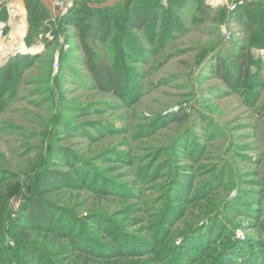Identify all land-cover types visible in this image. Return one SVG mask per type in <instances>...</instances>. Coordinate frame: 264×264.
Listing matches in <instances>:
<instances>
[{"label":"trees","instance_id":"obj_1","mask_svg":"<svg viewBox=\"0 0 264 264\" xmlns=\"http://www.w3.org/2000/svg\"><path fill=\"white\" fill-rule=\"evenodd\" d=\"M23 1L28 20L25 43L28 48L43 44L44 51L35 56L16 55L0 67V111L12 108L16 101L27 109L22 114L9 112L17 115L23 144L19 150L24 159L21 167L14 169L6 156L0 158V264H264V183L249 186L252 181L245 175L250 173L243 166L250 156L234 151L236 145L230 148L227 165L212 171L203 185L193 188L194 199L189 202H201L225 176L238 195L230 202L225 200L224 219L234 227L242 226L243 220L259 233L241 241L219 221L223 213L206 212L184 231L179 245L173 240L170 227L175 215L179 218L185 208L183 200L187 201L175 188L183 185V178H193L182 172L186 167L177 161L190 159V149L198 153L203 148L194 136L196 130L204 132L207 126H203L209 123L201 111L190 114L181 107L159 113L130 131L124 129V133L132 132L135 144L149 143L146 139L161 136L165 130L177 131V138L169 139V146H159L153 159L139 169L130 167L139 163L131 161L119 147L107 146L93 157L86 155L93 150L90 144L97 145L103 137L114 138L117 129L110 121L80 120L114 105L102 101L83 106L79 102L93 96L115 100L124 109L135 106L146 76L140 70L146 56L165 52L171 45L173 48L175 42H170L187 31L182 21L184 11L191 9L195 19L205 17L212 10L206 0H121L100 7H92L97 5L90 0H74V8L53 29L54 39L43 41L39 35L51 29L46 25L50 12L42 0ZM213 21L239 25L249 39L226 49L218 50L222 40L199 48L204 78H217L223 85L204 96L218 100L238 94L248 107H254L263 79L261 64L253 59L252 50L264 48V6L253 8L245 2L234 11L222 9ZM213 26L218 32L215 26L220 25ZM60 34L68 48L60 42ZM190 51L185 48L169 53L161 65ZM56 63L59 72L54 77ZM251 67L258 72L250 74ZM257 111L263 115L264 105ZM43 114L49 118L42 122ZM26 122L32 127L28 129ZM75 138H86L89 149L88 145L81 149L84 151L73 149L70 140ZM126 143L128 148L123 150L131 153V143ZM164 154L167 159L160 161ZM147 158L144 155L142 161ZM107 165L113 167L100 169ZM123 166L133 172V183L123 174L115 175L113 168ZM161 179L166 180L164 184H158ZM148 188L159 191V197L165 196V205L161 224L143 237L135 230L143 224V219L136 217L141 215L137 206ZM84 192L90 197L86 194L83 198ZM15 196H23L24 202L13 218L10 203ZM214 222H220V229L212 238ZM7 237L14 239L15 249L7 244Z\"/></svg>","mask_w":264,"mask_h":264},{"label":"rangeland","instance_id":"obj_2","mask_svg":"<svg viewBox=\"0 0 264 264\" xmlns=\"http://www.w3.org/2000/svg\"><path fill=\"white\" fill-rule=\"evenodd\" d=\"M120 1L121 0H90L89 2L97 5L92 7H100V5H104V3H106L105 5H115ZM211 2L212 1L206 0V4L209 5L212 10L205 17L195 19L194 12L191 9H186V11H184L182 21L186 26L187 31L179 35L177 40L174 39L175 41L172 40V42H170H175L173 48L171 45L165 52H151L146 56L147 61L140 65L141 73L146 76L145 79L141 81L142 94L140 100L135 104V106L124 109L121 104L115 100L103 99L101 97L94 98L93 96L87 97L86 99L83 98L79 102V104L83 106L87 103L102 101L112 102V105H114V108H108L107 110L100 108L97 110L96 114H93L94 116L84 117L80 120V122L83 123L86 121H100L102 123L110 121L115 124L114 126L117 129L116 131L114 130V138L108 139L103 137L98 140L97 145L90 144L93 146V150H88L86 155H88V157H93L96 152L106 148L107 146L119 147L123 151V154H129L131 161L134 160L136 163H139L137 166L131 165L130 167L138 169L142 164L144 165L153 159V154L159 146H169V139L173 140L175 137L177 138V131L170 128V131L165 130L163 132V135H166L164 138L163 135H156L155 138L146 139L149 140V143L141 144V142H139L135 144L133 143L134 139L131 135L132 132L124 133V129L130 131L133 129V126L147 123L152 118H155L159 113H166L168 111L175 112L181 107L190 114L201 111L205 116H207L208 120L206 122H209V125L205 124L203 126H207L206 130L204 132L196 130L194 134V136L197 137L194 139L202 142L198 144L202 145L203 148L198 153H193L190 149L189 153L193 154L190 159L183 158L180 159L181 161H177V163L183 164L184 167H186L182 172L184 174H192L193 178H190L192 176L183 178L180 180L183 182V185L179 188H175V191L178 194L182 193L183 199L185 198L187 200H183L185 208L181 211L179 218L178 215H175V218L173 216L174 224L170 227L171 235L176 245H179L182 242V234L185 230L189 229V225L197 221L206 212L223 213V215L220 216L219 221L227 224V226L234 231L236 239L241 241H244L246 237H249V235H257L259 233L258 231L255 232V227L253 225L251 226L243 220L242 226L237 225L234 227V225L224 219L225 200L230 202L231 199L236 198L238 195V190L232 189L231 186L228 185L229 181L228 178H225V176H221L222 179L218 187L208 191L206 195L201 198V202H189L190 198L192 200L194 199L195 192L193 188H197L196 186L198 185H203L205 181L210 178L212 171H219L220 168L227 165V155L231 153L230 148L235 145L234 151L250 156L248 161L245 162V166H243L248 173H250L249 175H245V178L252 181L249 186H252L253 184L258 185L260 181H262L259 184L260 186L264 183V114L260 115L259 111H257L258 107L264 105V48L252 50L253 59L256 62L259 61L261 64L260 74L263 79V86L260 89V93L254 107H248L238 94L223 97L224 99L218 100H212L208 96H204L209 93V90L223 87V85L217 78H204L206 73L204 71V65L202 63L203 58L200 56L199 48H209L212 44H218L220 40H222V43L218 44V50L221 48L226 49L228 45L233 46L234 43H247L249 39V35L244 34L242 32V28L237 24L229 25L215 23L213 19L216 14L222 9L228 8L222 4H214ZM9 3V9L14 10L12 20L16 25L19 20H22L20 19L22 16L27 17V10L23 4L13 5L11 4V1ZM7 6L8 4L5 1V3L0 6V9L4 7L7 10ZM20 10H22V12ZM65 17L66 16L61 17L60 14H58L57 17L50 15L49 22L47 23L46 21V25H49V28L51 29L49 32L39 35V40H53V29H55V26L59 25V22ZM26 22L27 25H25L22 36V47L26 50L40 48L38 51L40 52L42 47H44L43 44H36L31 48H28L25 43V38L28 34L27 18L25 19V23ZM15 25H12V28H5V37L0 39V46L15 47L18 45V38L13 34ZM213 25H220L219 28L218 26H215L219 33L215 30V28L213 29ZM206 28L210 29L208 30V33ZM59 40L62 44H64L66 38L63 34H60ZM64 46L68 48V44L65 43ZM176 46H178V48L173 51ZM185 48H189L191 50L189 54L183 56H172L173 58L165 65H161L169 53H173L180 49L183 50ZM43 51L44 50H42V52ZM29 52L17 50L16 52L11 53L8 57L6 56L2 63H0V67L5 65L11 57L20 54H28ZM57 56L58 54L56 55V62H58ZM211 64L214 65V62ZM54 68V77H56L59 72L57 63ZM257 72L258 70L256 67L250 68V74L253 75ZM165 80L169 81L165 84ZM12 111H15V114L17 112L18 114H22L26 113L27 109L22 107L21 102L16 101L12 108L7 107L4 111H0V158L6 156V161L9 159L12 163V167L14 169H18L22 165L21 161H24V159L21 158L22 152L19 151L21 150V146L23 144L20 143L19 139L20 135L18 133L20 132L17 129L16 123L17 115H9V112L12 113ZM43 115L44 117H42V122L49 118L45 114ZM145 119L146 121L143 122ZM73 123L76 122H72L71 124ZM26 127L29 129V127L31 128L32 126L29 122H26ZM127 141L131 143V153L123 150L128 148V144L126 143ZM88 142L89 141L86 138H83L82 140L79 138L70 140V143L74 145L73 149L76 151H84L86 147L85 145H88L87 147L89 149ZM231 142H235V144L230 145ZM236 147L238 149H236ZM144 155H147L148 158L142 161V157ZM13 157L18 159L19 162L15 163ZM165 159H167L165 154L160 157V161ZM4 164L5 162L2 166H4ZM106 167L113 166L107 165L100 167V169H107ZM113 169H115L114 171H117L115 175L123 174L127 177L126 181L130 178V182L133 183L134 176H132L133 172L131 170H127L125 166ZM189 180L192 182L190 185H187V183L190 182ZM165 181V179H161L158 181V184H164ZM22 192H24V190ZM86 194L84 192L83 198L86 197ZM87 195L90 197L89 194ZM143 197L144 201L137 206L141 215L136 216L137 219H143V224H141V226L138 225L135 230L138 234L145 235L143 237H147V232H150L149 229H156L157 226L161 224V213L163 212L165 205L163 198L165 196L159 197V191L153 190V188H148L147 192L143 194ZM23 202V196H15L12 198L10 208L13 218L17 217ZM85 215L86 213L82 214V216ZM262 219L263 216L261 220ZM219 224L220 222H214L212 225L214 228L211 233L212 238L214 237L213 233L220 229ZM130 231H133V229L131 228ZM6 242L10 247H12V249L16 248V243L13 238L7 237ZM208 248H210V244L207 245V249ZM212 253H214L213 250Z\"/></svg>","mask_w":264,"mask_h":264},{"label":"built area","instance_id":"obj_3","mask_svg":"<svg viewBox=\"0 0 264 264\" xmlns=\"http://www.w3.org/2000/svg\"><path fill=\"white\" fill-rule=\"evenodd\" d=\"M5 1L7 2L8 0H0V6L5 3ZM208 1H212L211 3H217V4H222L224 6H226L228 8V10L230 11H234L237 9V7H240L242 5H244L245 0H208ZM10 8V3H8L7 6V14H8V21L7 23H3L0 21V39L5 37V28L9 27L12 28V25H14L13 20H12V16H13V9H9ZM74 8V0H54L53 3V9L60 14V16H67L70 11ZM55 14L57 17L58 14ZM10 16V18H9ZM23 20V18H22ZM229 34V33H228ZM231 35V34H229Z\"/></svg>","mask_w":264,"mask_h":264},{"label":"crops","instance_id":"obj_4","mask_svg":"<svg viewBox=\"0 0 264 264\" xmlns=\"http://www.w3.org/2000/svg\"><path fill=\"white\" fill-rule=\"evenodd\" d=\"M11 1V4H17V5H24V1L23 0H8L7 1V4ZM43 3L46 5L47 9L49 10L50 12V15H53V16H56L55 14L57 13L54 9H53V3H54V0H42ZM246 4L249 3L253 8H257L259 6H264V0H245ZM20 7V6H18ZM21 8V7H20ZM27 18V17H25ZM0 21L3 22V23H7L8 21V14H7V10L6 8L2 7L0 9ZM26 25V23L24 24ZM35 50V51H34ZM40 50V48H33V49H29L27 50L28 52L31 51L33 53H37L38 51Z\"/></svg>","mask_w":264,"mask_h":264},{"label":"bare ground","instance_id":"obj_5","mask_svg":"<svg viewBox=\"0 0 264 264\" xmlns=\"http://www.w3.org/2000/svg\"><path fill=\"white\" fill-rule=\"evenodd\" d=\"M22 12V10H20ZM20 12V13H21ZM23 20H19L18 24H14V32L13 34L15 35V37L18 38V45L15 47H9V46H0V63L3 62V60L6 58V56L8 57V55H10L11 53L16 52L17 50H23L24 52H26L27 50L22 47L23 46V32H24V28H25V16H22L20 19ZM35 51V50H34ZM210 64V63H209ZM208 66V65H207ZM83 165V164H82Z\"/></svg>","mask_w":264,"mask_h":264},{"label":"water","instance_id":"obj_6","mask_svg":"<svg viewBox=\"0 0 264 264\" xmlns=\"http://www.w3.org/2000/svg\"><path fill=\"white\" fill-rule=\"evenodd\" d=\"M42 50H44V47H42L40 52H37V53L29 52L28 54H22V55H33V56H35V55L40 54L42 52Z\"/></svg>","mask_w":264,"mask_h":264}]
</instances>
